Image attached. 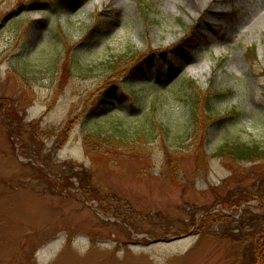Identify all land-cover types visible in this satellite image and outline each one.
<instances>
[{"label":"rangeland","instance_id":"374dc122","mask_svg":"<svg viewBox=\"0 0 264 264\" xmlns=\"http://www.w3.org/2000/svg\"><path fill=\"white\" fill-rule=\"evenodd\" d=\"M253 5L264 15V0H0V264L245 263L233 240L255 242L263 210L222 203L264 188V163L217 153L264 150ZM208 214L247 219L199 228Z\"/></svg>","mask_w":264,"mask_h":264},{"label":"trees","instance_id":"16d2710c","mask_svg":"<svg viewBox=\"0 0 264 264\" xmlns=\"http://www.w3.org/2000/svg\"><path fill=\"white\" fill-rule=\"evenodd\" d=\"M251 56L253 58H257V52L256 50H252ZM195 86V83H193ZM111 114V113H110ZM231 115H227L226 119H223L224 121H228ZM30 128L33 129L35 132L37 131L38 135H43L44 130L41 129L40 127V122L35 123V122H30L29 123ZM66 125V129L62 131V134L64 136H69L70 132L69 130L71 127ZM21 135V134H20ZM104 137H93V135H88L85 137L86 142L88 147L94 140L97 139L96 145L101 146L104 143H111V145H116L117 147L124 145L125 147L127 146L126 144L123 143L121 140H116L114 136L108 137L106 141H103ZM111 138V139H109ZM91 147V146H90ZM203 153L200 155L202 159L205 158V154L208 153L207 150H202ZM218 157H221L226 161L227 163H233V164H252V163H259L262 164L264 163V150L259 147V146H250L248 144H226L223 146L217 153ZM200 165L202 166V161L199 158ZM75 178L80 181L81 186L83 185L85 178L83 177L82 173H77L75 172ZM72 179V178H71ZM69 178H63L64 185L72 186V181ZM257 201L261 205V209L263 210L262 215H252L251 214V219L255 221V223H258L260 226L259 229V235L255 242H251V239H239L236 238L233 241L236 243H249L247 246V249H245V260L244 264H264V188L258 187V190L256 193L248 194L246 192L240 193L239 196L235 197L234 199L230 201H226L222 203L224 207H227L229 209L234 208V207H242L243 204L249 202V201ZM247 212H250L249 209L246 210ZM247 218L245 217H240L237 220H234V218L223 215V214H208L206 215L201 223L199 228L207 227L208 225H212L214 222L215 223H223L226 221H234L237 222L239 225L238 229H242V227L245 224V220ZM202 226V227H201ZM234 231H237L235 229ZM251 252V256H249V253ZM253 253V254H252ZM255 257V258H254Z\"/></svg>","mask_w":264,"mask_h":264},{"label":"bare ground","instance_id":"6f19581e","mask_svg":"<svg viewBox=\"0 0 264 264\" xmlns=\"http://www.w3.org/2000/svg\"><path fill=\"white\" fill-rule=\"evenodd\" d=\"M238 1L240 3H245L247 1L250 2L251 0H238ZM247 14L248 15L247 18L245 19L244 27L242 28L245 31L256 28L260 23V21L264 18L263 13H261L258 10V7L254 5L251 7L250 11Z\"/></svg>","mask_w":264,"mask_h":264},{"label":"water","instance_id":"95a60500","mask_svg":"<svg viewBox=\"0 0 264 264\" xmlns=\"http://www.w3.org/2000/svg\"><path fill=\"white\" fill-rule=\"evenodd\" d=\"M179 239H182V238H180V237H172V238L170 239V241H176V240H179ZM149 241H150L151 243L162 242V240H161V241H154V240H151V239H149Z\"/></svg>","mask_w":264,"mask_h":264}]
</instances>
